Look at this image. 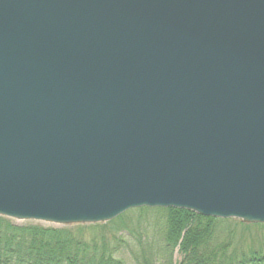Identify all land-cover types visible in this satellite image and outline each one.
Listing matches in <instances>:
<instances>
[{"label": "water", "instance_id": "obj_1", "mask_svg": "<svg viewBox=\"0 0 264 264\" xmlns=\"http://www.w3.org/2000/svg\"><path fill=\"white\" fill-rule=\"evenodd\" d=\"M141 206L264 223V0H0V215Z\"/></svg>", "mask_w": 264, "mask_h": 264}, {"label": "trees", "instance_id": "obj_2", "mask_svg": "<svg viewBox=\"0 0 264 264\" xmlns=\"http://www.w3.org/2000/svg\"><path fill=\"white\" fill-rule=\"evenodd\" d=\"M135 210L153 211L160 225L155 245L142 241L140 254L134 256L136 264H173L176 247L180 258L175 264H264L261 248L237 246L228 238L236 225L249 229L264 228L262 224L246 225L173 207ZM116 219L119 223L115 228L120 229L114 234L108 227ZM116 219L105 224L55 227L16 224L0 216V264H125L116 255L119 248L128 246L122 234H137L139 241L141 233L149 229L127 225L122 215ZM87 230L93 234L86 236ZM221 232H225V238H221Z\"/></svg>", "mask_w": 264, "mask_h": 264}, {"label": "rangeland", "instance_id": "obj_3", "mask_svg": "<svg viewBox=\"0 0 264 264\" xmlns=\"http://www.w3.org/2000/svg\"><path fill=\"white\" fill-rule=\"evenodd\" d=\"M122 219L126 222L127 225L134 227V226H146V229H149L148 232L141 233V238L138 241V235L127 234L124 232L122 234V238L124 243H127L126 246H122L119 248V252L116 253L117 256L121 257L124 260L125 264H136L134 256L140 254L139 247L144 243H150L155 245L157 242V237L160 235L159 227L160 225L157 224V218L155 213L152 211H148L146 213H140L135 210L126 211L125 215L122 216ZM17 223H26L30 221L25 220H15ZM34 222V221H33ZM45 222H43L44 224ZM119 223V220H116L114 223L109 225V231L113 232L114 234L120 229L115 228ZM47 225V224H46ZM128 226V227H129ZM86 236H90L93 234V231L87 230L84 233ZM225 232H221V238H225ZM147 238V239H145ZM228 238L232 239L233 243H236L237 246L242 247H255L261 248L264 251V229L252 226L249 229H246L240 225H236V228L233 229L232 236H228ZM121 245V244H120ZM119 245V246H120Z\"/></svg>", "mask_w": 264, "mask_h": 264}]
</instances>
